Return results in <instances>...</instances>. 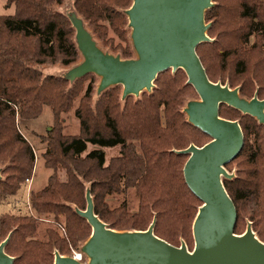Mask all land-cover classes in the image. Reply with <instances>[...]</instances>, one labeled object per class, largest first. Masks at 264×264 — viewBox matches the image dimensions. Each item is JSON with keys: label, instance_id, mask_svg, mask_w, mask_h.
<instances>
[{"label": "trees", "instance_id": "obj_1", "mask_svg": "<svg viewBox=\"0 0 264 264\" xmlns=\"http://www.w3.org/2000/svg\"><path fill=\"white\" fill-rule=\"evenodd\" d=\"M63 1L6 0V8L14 7V14L0 16V167H4L6 176L0 182V205L31 180L35 155L19 131L20 124L38 119L44 106H50L57 119L69 111L75 98L74 91L67 90L68 81L43 77L34 68L56 62L70 67L81 60L70 21L53 10ZM215 1L220 5L224 0ZM237 2L236 13L228 19L212 14L220 6L206 13V21L214 22L208 35L221 39L230 33L235 36L238 48L222 56L225 67L220 71H231L229 85L240 86L243 97L251 99L257 93L264 100V0ZM127 3L128 0H75V8L88 21L99 15V20L118 22L123 21V14L113 6L125 7ZM220 26L223 30L216 34ZM206 45L214 46L203 43L197 53L207 75L212 82L225 84L226 78L213 69L201 49ZM231 57L229 70L225 63ZM170 72L160 74L156 80L158 85L166 79L162 90L144 93L142 100L129 97L122 104L121 94L114 87L101 95L95 109L85 102L93 92L90 84L76 111L80 134L67 136L59 125L47 133L46 167L54 173L47 187L30 193L32 214H5L0 219V244L12 233L6 253L15 258L14 264L24 259L26 264H45L48 258L52 261L54 246L67 250L69 228L61 233L67 239L51 230L46 245L36 242V216L59 218L60 212H67L87 223L71 207L60 205L67 202L85 210L83 180L92 183L95 212L112 229L146 231L156 219L155 235L173 246L179 235L191 231L201 202L185 182L183 170L189 157L177 152L192 144L202 147L200 141L211 138L184 119L179 99L184 94L191 96L195 90L188 85L173 93L172 86L183 85L185 73L179 70L177 76H172ZM220 116L238 120L245 139L239 156L226 167L229 172L238 167L237 175L224 182L238 214L235 233L243 234L240 222L248 219L264 241V126L227 106L220 109ZM90 146L97 148L89 150ZM115 147L121 148L120 157L107 164L103 149ZM58 168L65 171L63 181ZM132 189L139 201L137 210L129 209L126 201L113 216L105 210L107 196L126 194ZM70 236L75 242L73 230Z\"/></svg>", "mask_w": 264, "mask_h": 264}, {"label": "water", "instance_id": "obj_2", "mask_svg": "<svg viewBox=\"0 0 264 264\" xmlns=\"http://www.w3.org/2000/svg\"><path fill=\"white\" fill-rule=\"evenodd\" d=\"M215 6V0H133L124 14L135 57L123 59L102 49L78 14L75 0H68L66 11L61 13L75 30L81 61L63 74L49 73L46 77L57 76L72 85L95 75L99 78L97 97L121 86L124 104L129 97L138 100L144 93L152 94L160 74L182 70L198 95L182 111L187 122L211 141L177 152L189 157L183 170L185 182L201 202L192 228L193 251L185 243L176 247L157 237L156 219L146 231L110 228L95 212L91 183L86 209L75 208V212L87 221L92 233L78 249L80 258L56 252L54 264H264V242L253 224L248 222L242 235L235 233L238 214L224 182L236 177L226 167L239 156L245 139L238 120L220 116V109L227 106L264 126V100L257 93L245 98L240 87L209 79L197 48L213 42L208 35L212 23H207L206 13ZM3 170L0 167V182L4 181ZM11 235L0 244V264L15 262L6 253Z\"/></svg>", "mask_w": 264, "mask_h": 264}, {"label": "rangeland", "instance_id": "obj_3", "mask_svg": "<svg viewBox=\"0 0 264 264\" xmlns=\"http://www.w3.org/2000/svg\"><path fill=\"white\" fill-rule=\"evenodd\" d=\"M133 0H128L127 6L125 7H115V10L117 12H121L123 14V21H106V20H99L97 16L99 15H94V17L91 19L92 21L86 20L83 16L79 15L83 18L85 25L87 28L93 33L95 39L99 43V45L104 49L105 51H108L110 53H113L114 55H120L123 59L127 58H134L135 53L132 47V43L130 40V30L128 29V20L126 15L124 14V11L130 8L132 5ZM68 3V0H64L63 4L61 6H54L53 10L55 12H65L66 11V4ZM216 7H219L218 10H215L212 12V14H219L220 16H224V20L228 19L230 16L234 15L236 13V8L237 6V0H224L223 4H220L216 2ZM14 7L11 8H6V0H0V16L2 15H11L14 14ZM208 23V22H207ZM212 26L214 25V22L211 21ZM74 30V29H73ZM223 30L220 26L216 28V34H219L220 31ZM74 36H75V30H74ZM214 44V46H209L206 45L202 47V51L205 53L207 56V60H209V63L213 65V69L216 72H219L222 74L226 79L225 84H229V78L231 76V71H227L224 73H221V67H225L223 64V58L225 53H227L229 50H235L238 48L237 41L235 40V36L230 33V36L221 39L218 37V35H215L210 37ZM254 40V39H253ZM129 56V57H127ZM231 60L226 61V66L227 68H231ZM81 61V60H80ZM71 67V66H70ZM70 67H65L63 66L60 62H56L54 64H44V65H38L35 66V70L41 72L43 74V77H46L49 73L51 74H57L61 73L63 74L66 72ZM171 75L172 76H177V73H173L171 70ZM57 77V76H53ZM59 78V77H57ZM165 80H162L158 85L155 82L156 88H154L153 93L158 91L159 89L162 90L165 84ZM187 76L186 74H183V80L182 83L183 85L172 86V92L177 93L179 91V88L182 87H187ZM221 82V81H218ZM93 85V92L91 95V98L89 100H86L85 102H88V105H90L93 109H95L97 106L98 101H100L101 97H97V86L99 84V78L96 77L95 75L92 76L90 75L89 77H85L81 80H77L74 84H70L68 86V89H72L75 94V98L72 101V107L69 109L68 112L62 113L59 115V117L56 119V116L54 115V112L50 106H44L43 112L40 115V117L36 120L29 121L25 123V125H21L19 127L20 133L23 134L24 138L29 142L30 146L33 149L34 155H35V161L33 164V169H32V175L30 177V182L26 183L25 185L23 184L21 186V189L13 196H10L7 198V200L0 205V219L2 216L5 214H10V215H30L32 214V210L29 205V198H30V193H38L44 190L49 182L50 177L54 174L52 170H49L46 167L47 161L45 158V153L48 149V142H47V133L51 131L53 128L58 127V125L61 127L63 134L67 136H76L79 135L81 132V126H80V121L76 117V111L80 108L82 101L84 100V96L86 94V91L89 87V85ZM240 87V86H237ZM119 92H120V103L123 104L121 100L122 96V91L123 88L121 86L116 87ZM194 94L189 96L188 94L181 95L180 101H181V107H179V110L183 114V117L185 120H187L186 115L183 113V108L186 106V103L189 100H195L198 99V95L195 91H193ZM152 93V94H153ZM149 94V93H147ZM150 95V94H149ZM134 101L137 99L133 97ZM143 99V95L139 100ZM24 126H26V130L24 129ZM197 139V137H196ZM199 141V139H197ZM203 146L207 143L210 142V140H202L200 141ZM197 146V145H196ZM200 147V146H198ZM92 148H97V147H89V150ZM105 154H106V162L109 164L111 161L117 159L120 157L121 154V148L120 147H115V148H106L103 149ZM3 167V166H1ZM62 168H58V176H60V180L63 181L65 180L64 176V170ZM238 167L234 166L233 170L230 173H233L235 176L237 175ZM4 180H6V176L3 175ZM83 180V179H81ZM84 187H85V192H84V207L86 209L87 202H86V191L91 184L90 182L84 181ZM93 197V195H92ZM94 200V197H93ZM126 201L127 206L129 209L137 210L139 201L138 198L135 194V189L128 190L126 194L122 195H109L105 198L103 202V206L105 210L111 213V215H114V212H116L122 204ZM95 204V201H94ZM60 205L62 206H69L71 207L74 211L75 208H79L78 205L71 204V203H61ZM80 209V208H79ZM82 210V209H81ZM84 210V209H83ZM49 217V218H48ZM54 217L53 215L48 216L43 215V216H36L37 220V230L33 234L34 239L36 242L38 241L39 243L46 245L48 242V233L51 230H56L57 232L59 231V236L62 235L63 238H66L64 232L62 231L65 229L66 231L69 228V240H65L67 243V250L62 251L60 248L54 246L52 250V261L51 258H48V262L45 264H54V254L58 252L59 254L63 256H68V255H74L75 252H78V249L82 243H84L88 238L90 237L92 233V229L90 226L80 220V219H75L72 218L73 216H68V213H61L59 218H52ZM70 220V221H69ZM243 220V221H242ZM240 224H241V233H245L247 229V225L249 220L248 219H242ZM73 230V235L76 238V241L73 242L71 238V232ZM255 232V231H254ZM63 233V234H61ZM82 233V235H81ZM256 235L259 238V235L257 232H255ZM81 235V239L77 240V236ZM62 238V239H63ZM1 239V238H0ZM260 239V238H259ZM64 240V239H63ZM261 240V239H260ZM262 241V240H261ZM264 242V241H262ZM182 243H185L189 249V251H193L195 243H194V238H193V232L192 229L191 231L187 232L185 235H179L177 242H176V247H180ZM69 249V250H68ZM31 251V250H29ZM39 252V251H38ZM30 256V255H29ZM27 259H24L21 264H26Z\"/></svg>", "mask_w": 264, "mask_h": 264}, {"label": "built area", "instance_id": "obj_4", "mask_svg": "<svg viewBox=\"0 0 264 264\" xmlns=\"http://www.w3.org/2000/svg\"><path fill=\"white\" fill-rule=\"evenodd\" d=\"M30 181H28V183H29ZM74 255H76L77 257H79L80 258V255L79 254H77V252H75L74 253Z\"/></svg>", "mask_w": 264, "mask_h": 264}]
</instances>
